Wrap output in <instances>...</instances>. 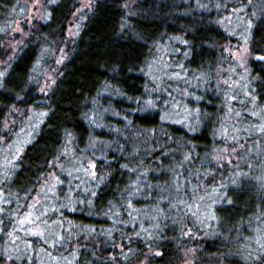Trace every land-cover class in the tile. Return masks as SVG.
<instances>
[{
	"label": "trees",
	"instance_id": "1",
	"mask_svg": "<svg viewBox=\"0 0 264 264\" xmlns=\"http://www.w3.org/2000/svg\"><path fill=\"white\" fill-rule=\"evenodd\" d=\"M19 1L0 0V61L6 54L2 42L11 32L6 28L17 17ZM82 1L52 0L48 18L30 28L0 82V130L4 120L17 111L45 113L35 140L19 157L18 168L4 190L15 202L4 205L0 222L4 227L14 222L18 205H26L55 173L70 140L85 146L91 131L105 122L125 138L112 141L117 153L109 155L102 167L103 182L88 190L94 194L92 205L81 212L65 210L50 222L61 220L63 224H59L60 246L69 243L68 226L73 231L84 229L91 236L73 251V264H183L188 232L203 237L197 244L195 264H264V251L244 252L255 238L253 224L263 218L264 193L259 186L243 179L234 187L208 184L216 191L215 220L201 226L196 218L188 223L178 216L185 207L192 215L191 207L200 201V194L191 197V191L203 193L200 180L204 177L199 171L209 167L206 160L214 147V119L219 115L215 98L208 97L211 105L204 102L197 108L203 123L196 133L165 124L158 113L142 111L148 94L147 65L155 49L179 37L187 44L185 65L192 71L215 66L228 44L221 23L230 2L252 10L247 25L253 56L250 92L256 105L264 107V62L260 60L264 57V0H92L83 29L69 40V26ZM62 49L65 61L55 86L42 94L35 69L43 53ZM141 164L148 168L146 173L140 170ZM181 203L182 207L177 206ZM149 211L154 213L147 219L144 215ZM154 218L158 219L155 236L136 238L138 231L131 225H146ZM35 240L38 245L40 240ZM35 245L29 251L32 254H36ZM0 264H5L2 257ZM15 264L39 263L29 257Z\"/></svg>",
	"mask_w": 264,
	"mask_h": 264
},
{
	"label": "rangeland",
	"instance_id": "2",
	"mask_svg": "<svg viewBox=\"0 0 264 264\" xmlns=\"http://www.w3.org/2000/svg\"><path fill=\"white\" fill-rule=\"evenodd\" d=\"M51 3L52 0L19 1L17 17L10 20L6 28L11 32L1 45L6 54L0 61V82L10 68V60L19 53L30 28L48 18ZM227 6L222 12L221 27L228 35V44L215 66L192 71L185 65L188 58L187 44L179 37L168 40L155 49L153 58L147 65L148 94L142 107L143 112L158 113L160 121L165 124L180 125L186 131L196 133L197 127L203 123L202 117L197 115V108L204 102L211 105V98L209 100L208 97L216 100L215 109L219 112V119H214V147L206 160L209 167L199 171V176L204 177L200 182L205 193L203 195L192 189L191 197L200 194V201L191 207L193 214H190L189 207L178 212L179 219L186 218L191 223L196 218L201 226L203 222L209 224L215 220L213 211L216 191L211 190L208 184L218 187L228 186L226 183H229L234 187L243 179L249 181V184L259 186L264 193V107L256 105L249 82V66L253 56L250 52V30L247 25L250 22L248 15H252V10L246 6L238 7L232 2ZM92 7V0L81 2V7L75 12L69 26V40H74L79 35L84 27L86 14ZM65 55V49L43 53L35 69L42 94H47L55 86ZM0 57H3L2 52ZM17 112L4 120L0 130V214L4 211V205L15 202V198L7 195L4 190L9 187V182L18 168L19 157L35 140L45 119L42 111L30 110L27 115ZM104 123L97 126V130L91 131L90 140L85 146L78 147L70 140L62 158L58 159L55 173L42 182L36 195L26 205H18L14 222L6 227L3 221L0 222V234L4 236L0 239L2 262L15 264L21 263L24 258L35 257L39 264L44 261L47 264H73V251L91 236L84 229L73 231V227L68 226L65 234L69 243L60 246L57 241L61 240L62 226L59 224H63L61 220L50 222L61 217L65 210L69 213L81 212L83 208L92 205L91 196L94 194L92 192L90 195L88 190L90 186L103 182L102 167L109 162V155L117 153L114 152L115 142L112 141L125 138V134L120 135L117 128H108ZM149 155L153 156L150 151ZM183 159L186 163L189 162L187 155ZM140 167L146 173L148 168L142 164ZM182 205L181 203L177 206ZM129 211L130 209L127 210ZM153 213L149 211L144 217L148 219ZM262 217L252 226L255 238L244 250L248 255L264 251V213ZM154 221L158 219L154 218L146 225H131L138 231L136 238L139 235L147 240L153 238L157 231ZM6 230L8 231L5 233ZM192 235L193 239L188 238ZM35 238L40 240L38 245H35ZM186 238L182 262L195 264L199 250L197 244L203 237L196 232H188ZM73 243L75 244L72 246ZM33 245L36 246V254L29 252ZM115 250L119 251V248Z\"/></svg>",
	"mask_w": 264,
	"mask_h": 264
},
{
	"label": "water",
	"instance_id": "3",
	"mask_svg": "<svg viewBox=\"0 0 264 264\" xmlns=\"http://www.w3.org/2000/svg\"><path fill=\"white\" fill-rule=\"evenodd\" d=\"M261 62H264V57L263 58H260Z\"/></svg>",
	"mask_w": 264,
	"mask_h": 264
}]
</instances>
